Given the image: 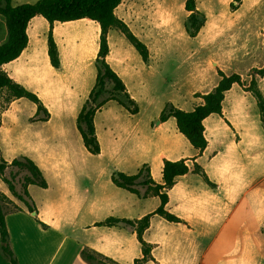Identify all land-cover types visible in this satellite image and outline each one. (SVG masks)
Here are the masks:
<instances>
[{"label":"rangeland","instance_id":"374dc122","mask_svg":"<svg viewBox=\"0 0 264 264\" xmlns=\"http://www.w3.org/2000/svg\"><path fill=\"white\" fill-rule=\"evenodd\" d=\"M185 2H120L117 14L146 45L148 58L143 61L122 34L111 29L108 56L117 60L115 55L121 52L130 65L125 76L126 92L134 100L130 106L135 104L136 111L115 101L96 110L94 125L102 146L98 157L86 151L75 127L76 116L95 80L92 52L97 37L92 29L86 39L88 55L78 63L68 59L66 46L60 43L63 64L58 70L51 69L50 85L47 92L41 93L47 120L33 118L36 106L27 99L15 98L9 103L0 99V149L4 158L23 153L36 159L49 183L46 189L29 188L38 207L51 204L53 199L63 203L65 197L75 201L80 182L87 195L94 193V198H101L111 174L121 168L134 174L139 158L140 163L147 161L156 182H161L160 173L155 175L160 170L158 164L165 159H185L188 172L165 189V208L180 220L169 221L152 214L143 232L150 243V264H264V127L255 99L247 90L254 78L264 96V0H194L197 18L204 17L195 36L186 31L191 12L185 9ZM76 30L74 27L71 31ZM79 37L72 34L75 49L80 46ZM44 38L46 32L39 44ZM59 38L62 42L63 34ZM5 40V23L0 15V44ZM35 42L31 38V43ZM232 73L240 75L241 84L235 83L225 92L219 114L204 120L207 145L203 151L190 147L173 117L160 121L161 110L167 104L189 111L203 101L202 95L214 88L222 74ZM32 87L38 91L41 88L35 82ZM0 94L3 97L6 92ZM30 124L38 127L10 129ZM13 133L41 134L42 140L17 143L13 151L5 141ZM113 158H121L123 165ZM57 179L65 184L64 195L57 192ZM0 182V192L8 197L3 209L11 211L14 205H21L10 200L6 185ZM138 190V195L121 191L110 182L108 193L118 208L111 210V215L122 212L135 220L142 213L152 212L159 204L158 196L151 189ZM105 213L106 208L95 212L69 209L64 212L68 221L62 227L75 231V226L105 218ZM123 230L131 232L130 228ZM116 231H111V237ZM113 244L111 241V249Z\"/></svg>","mask_w":264,"mask_h":264},{"label":"trees","instance_id":"16d2710c","mask_svg":"<svg viewBox=\"0 0 264 264\" xmlns=\"http://www.w3.org/2000/svg\"><path fill=\"white\" fill-rule=\"evenodd\" d=\"M120 2L121 0H36L34 3H22L13 6L11 0H0V15L4 19L6 29V40L0 44V92L3 90L6 92L3 96L6 103L13 98L19 97H25L35 103L37 105L35 117H38L41 110L45 112L41 101L35 93L16 83L1 69L2 64L19 56L27 45L28 36L26 29L29 20L35 15H40L49 22L50 29L47 33V53L51 65L55 68L59 67L60 60L57 45L51 30L53 22L89 18L99 23V49L95 59V82L76 117V128L81 136L83 146L91 154H97L100 151L94 126V114L97 109L108 101H116L125 109L131 112L136 111L135 104L133 107L130 106L131 103H134V100L126 92L123 81L105 60V56L108 53L107 36L109 29L115 28L122 33L136 49L143 61H146L148 58L146 45L129 29L128 25L122 19L115 15L114 10ZM185 9L191 12L188 15L186 31L190 36H195L203 24L204 17L197 18L199 12L195 9L194 0H186ZM260 73H263V71ZM235 83L241 84L239 74H222L214 88L203 94V101L192 110L185 111L169 103L161 110L159 119L160 121H165L167 118L173 117L177 130L187 139L194 149L201 152L207 145L203 121L209 115L219 114L221 112L225 92ZM247 90L251 92L255 99L259 118L264 127V96L257 87L254 78H251ZM37 119L46 120L47 114ZM194 165L196 167L197 163ZM188 170L189 168L185 163V159H165L162 167V183H155L151 179L147 164H143L134 174L114 172L111 175V181L115 186L137 195L139 194L138 187L151 189L160 200L158 207L153 212L144 215L139 220L109 216L102 221L95 222L97 226L124 224L135 228L137 238L141 244L142 257L135 258L132 264H140L149 258L150 244L143 240L142 233L148 226L151 214L157 213L169 221L180 220L179 217L170 213L165 208V204L168 201V195L165 189L171 187L175 179L178 176L186 174ZM202 175L207 181V176L203 173ZM0 179L6 185L9 194L16 200L22 202L29 212H33L35 207L28 192V186L47 187V182L42 171L32 159L20 155L8 162L3 158L1 150ZM7 198L5 194L0 192V251L10 264H19L18 258L10 246L9 233L5 222L3 203ZM13 210H20V208L14 205ZM80 255L88 264H110L111 262L112 264H117L110 258L88 247H83Z\"/></svg>","mask_w":264,"mask_h":264},{"label":"crops","instance_id":"0c3cea01","mask_svg":"<svg viewBox=\"0 0 264 264\" xmlns=\"http://www.w3.org/2000/svg\"><path fill=\"white\" fill-rule=\"evenodd\" d=\"M35 1L36 0H11V4L13 6H16V5H19L22 3H34ZM119 5H120V3L115 8L114 13L118 18L122 19L125 22L126 20L117 14L116 10L118 9ZM74 27L77 28V30L72 33L71 30ZM49 29H50L49 22L46 19H44L42 16L35 15L34 17H32L29 20V22L27 24V29H26L27 36H28L27 45L21 51L19 56H17L13 60L1 65V69L4 72H6V74L12 80H14L16 83L22 85L23 87H25L27 90L35 93V95L41 101L43 107H44V104L42 102L43 101L42 97H44V96H42L41 93L47 92V88L50 85L51 69L58 70L63 64L62 58H61V54H62L61 44L66 46L68 59L70 61L75 59V61L78 63L79 59L88 55L86 39L90 34L89 33L90 29H92L95 31V34L97 37V43H96V46L94 47V50L92 52V55L94 56L93 57L94 63H95V59L97 57V53H98V49H99L100 26H99V23L97 21H94V20L89 19V18H80V19L65 21V22L55 21L52 24L51 30H52V35H53L54 41L57 45L59 60H60L59 67L55 68L51 65L50 60H49V56L47 53V33H48ZM111 29H114V28H111ZM111 29H109L108 36H107L108 52L110 49L109 43H110V31H111ZM129 29H130V27H129ZM130 30L138 37V35L132 29H130ZM44 32H46V39L44 38L43 42L41 44H39L41 42L40 38H42ZM75 33L80 36L79 37L80 38L79 39L80 40V46L77 49H75V47L72 43V40H71L72 34H75ZM61 34H63L62 42H60L61 39L59 38V35H61ZM122 36H123V34H122ZM31 38L35 39L36 42L31 43ZM126 41L130 44V42L127 39H126ZM130 46L133 48V50L136 51V49L131 44H130ZM137 54L139 55L138 52H137ZM108 55H109V53H107V55L105 56L106 62L109 64L111 69L119 76V78L123 81V83L125 85V89H126L127 82L125 80L126 79L125 76H126L127 72L130 71V69L128 67L130 65L125 61L124 57H122L121 52H119L118 54L115 55L117 60L109 59ZM140 58H141V56H140ZM45 69L47 70L46 72H45ZM95 69H96V67H95ZM95 76H96V73H95ZM33 82L40 83V87L42 89L39 87L40 91H38L35 87L33 88L32 87ZM94 82H95V80H94ZM1 98H3L2 94H1L0 99ZM19 98L27 99L25 97H19ZM13 99H15V98H13ZM28 101H30V100H28ZM31 103H33V102H31ZM33 104H35V103H33ZM35 106H36V108H35L33 118L38 120L37 118H39L40 115L38 114V117L37 116H36L37 118L35 117L37 105L35 104ZM41 112L43 113L42 116L47 114L46 109H45V112H44V110H41L40 113ZM211 115H213V114H211ZM47 119H48V114H47ZM42 121H45V120H42ZM203 123H204V121H203ZM36 127H38V125L30 124L27 126V128H16L15 127V128H10V129L14 130V131H26V130H32V129L35 130ZM75 127H76V120H75ZM76 130H77V128H76ZM95 134H96V137L98 140V132H97L96 127H95ZM44 135L45 134H43V137H44ZM109 135L110 136L113 135L111 133V130H110ZM40 138H42L41 134L27 135L24 133H17V134L13 133V134L7 135L5 138V141L7 142L6 144L9 145L12 148V150L14 151L13 147L17 143L33 144L36 142V139H39L38 141H41L42 139H40ZM0 141H2V140L0 139ZM99 141L100 140H98V142ZM188 144H189V142H188ZM99 145H100V142H99ZM190 147H192V146L190 145ZM194 150H196V149H194ZM101 152H102V146H100L99 153H97V154H91L89 152L88 153L90 155H93V157H98V155H100ZM1 154H2V152H1ZM20 155H24V156L29 157L38 165V163L36 162V159H34L32 157V155H30V154L26 155V154L22 153V154H18V155H13V153H12L9 155V156H11V158H8V157H5V158L3 157V158L6 161L10 162L13 158L18 157ZM127 158H128V156L126 157V159ZM8 159H10V160H8ZM113 159H114V162L117 161L116 163H120L121 165H123L124 161L120 160L121 158H119V160H115V158H113ZM168 160H178V159H168ZM140 161L141 160L139 158V162L137 164H134L136 172L138 171V169L143 164H147V161H142L141 163H140ZM125 163H126V161H125ZM148 167H149V165H148ZM155 167L157 169L156 165H155ZM162 167H163V161L160 164H158V168L160 170H157V174H155V175H159V173H160L161 182H156L153 178L154 176H151V174H150L151 179L155 183H162ZM153 169L154 168L152 166L151 167V173L154 174ZM116 172H123L125 174H129V173H126V171L122 168ZM149 172H150V168H149ZM43 175H44L46 182H47L46 188H48V186H49V183L47 181L48 178L44 173H43ZM85 175H87L88 179L91 180L89 173H86ZM80 177L82 180H84V177H82V176H80ZM57 181H58V185H59V187L57 188V192L60 191L61 195H64V191L66 192L65 187H64L65 184L62 183L61 179H57ZM175 181H176V179H175ZM110 182L116 189L121 190V191L126 190V189L115 186L112 183L111 176H110L109 177V186L106 187L105 192L104 191L102 192L103 195L101 196V198L97 199V198H94L95 197L94 193L87 195L88 191L83 186V183L80 182L78 184H80L79 187L81 188V190L79 192L76 191L77 196H76L75 201L69 202L68 199L65 197V198H62V199H64L63 203L57 204L56 201L53 199L51 204H46L42 207H38L37 205H35L33 199L31 198L33 201L34 207H35V210L32 213L27 210L26 206L22 202L16 200L14 197H12V199L10 198V200H12L14 202L16 201V203H17V201L19 203H21V205H17V206H19L20 210L5 211V222H6V226H7L8 233H9L10 246L16 254L18 261H19V264H88L85 260L82 259L81 255H80V251L83 247H88V248L92 249L93 251L110 258L111 260L115 261L117 264H132L135 258H141L142 257L141 244L137 238L136 230L134 227L127 226L124 224H117V225H113V226H103V225L97 226V225H95V222L102 221L109 216H113V214L111 215V210H115V209L118 210L117 204L114 201L111 202V192L108 193V189L110 187ZM31 186H35V185H29L28 186V192H29V188ZM46 188H41V189H46ZM0 189L3 190V188L1 186H0ZM126 191H128V190H126ZM98 194H99V191H98ZM54 195H56V193H54ZM92 195H94V197ZM153 195L157 196L155 193H153ZM13 198H14V200H13ZM159 203H160V200H159ZM158 205H157V207H158ZM73 208H76V209L82 210V211H87V212H95V211L101 210L103 208H106L107 213H105V214H107V215L105 218H102V219L90 220L87 222H83L78 228H76V226H75V231L74 230L72 231V229H71V231L68 232V230H64L65 228L62 227L63 225L67 224V221H68V219L64 218L63 216H64V212H67L69 209H73ZM149 213H151V212H149ZM146 214H148V213L140 214L139 216L136 217L135 220L141 219ZM153 214H157V213H153ZM114 217L126 218L123 216L122 212L115 214ZM126 219H130V218H126ZM130 220H134V219H130ZM148 225H149V223H148ZM120 226H122V227H120ZM123 227H126L128 229L130 228L131 232L130 233L124 232ZM113 229L118 230V231H116V236L111 237V231ZM144 230H143V232H144ZM76 232H77V235L74 234ZM142 238L145 242H147L146 239H144V237H143V233H142ZM111 241H113V243H114L112 249H111ZM147 243L150 244L149 242H147ZM2 259L4 261L6 260V258L1 254V251H0V264L4 263V261ZM140 264H150L149 258Z\"/></svg>","mask_w":264,"mask_h":264}]
</instances>
